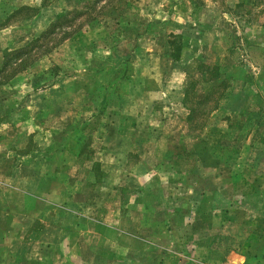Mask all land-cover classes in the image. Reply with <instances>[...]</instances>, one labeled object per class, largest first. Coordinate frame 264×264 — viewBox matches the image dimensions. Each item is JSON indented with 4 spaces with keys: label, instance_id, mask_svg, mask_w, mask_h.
<instances>
[{
    "label": "rangeland",
    "instance_id": "obj_1",
    "mask_svg": "<svg viewBox=\"0 0 264 264\" xmlns=\"http://www.w3.org/2000/svg\"><path fill=\"white\" fill-rule=\"evenodd\" d=\"M0 264H264V0H0Z\"/></svg>",
    "mask_w": 264,
    "mask_h": 264
},
{
    "label": "trees",
    "instance_id": "obj_2",
    "mask_svg": "<svg viewBox=\"0 0 264 264\" xmlns=\"http://www.w3.org/2000/svg\"><path fill=\"white\" fill-rule=\"evenodd\" d=\"M176 53H178L177 56H176ZM179 53H180V49L174 51V55H175L177 58H179ZM194 113H195V109L190 108V115H191L190 118H189L190 120H191V118H193Z\"/></svg>",
    "mask_w": 264,
    "mask_h": 264
}]
</instances>
